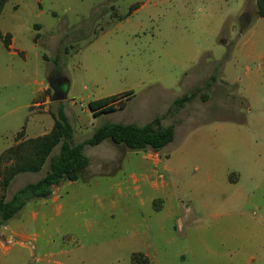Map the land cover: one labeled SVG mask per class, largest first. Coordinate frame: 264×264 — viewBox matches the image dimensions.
<instances>
[{
    "label": "rangeland",
    "instance_id": "rangeland-1",
    "mask_svg": "<svg viewBox=\"0 0 264 264\" xmlns=\"http://www.w3.org/2000/svg\"><path fill=\"white\" fill-rule=\"evenodd\" d=\"M254 8L252 0L4 2L0 154L49 132L61 105L73 143L104 122L158 115L174 137L160 149L110 138L84 145L89 163L77 179L29 199L0 226V264H133L135 254L140 264H264V17ZM54 73L62 100L46 81ZM186 92L195 96L168 110ZM110 95L114 110L93 117L88 102ZM48 168L49 158L16 174L0 196Z\"/></svg>",
    "mask_w": 264,
    "mask_h": 264
},
{
    "label": "trees",
    "instance_id": "trees-1",
    "mask_svg": "<svg viewBox=\"0 0 264 264\" xmlns=\"http://www.w3.org/2000/svg\"><path fill=\"white\" fill-rule=\"evenodd\" d=\"M5 1L0 0V13ZM256 8L257 16L264 17V0H256ZM8 36L7 34L3 41L5 46L8 44ZM206 85L208 86L209 83ZM130 93L131 91H127L124 96H129ZM194 96L195 92L182 94L173 100L168 110L182 106ZM114 98H116L115 95H110L92 99L88 102V107L93 115L110 112L114 110V107L109 103ZM51 116L53 124L49 132L22 139L0 154L2 188L7 187L11 179L20 172L38 171L49 158V168L43 176L35 182L26 183L8 200L0 196V226L12 218L29 199L46 198L63 179H77L78 171L89 163L88 157L83 153L84 145H96L105 138H110L113 142L122 143L131 149H160L174 137L173 124L162 125L163 115H158L141 125L133 122H104L95 127L89 137L73 143V129L63 106L61 105ZM56 145H59L58 152L52 153ZM138 262L139 254L133 255V264H140ZM144 262L147 264L145 260Z\"/></svg>",
    "mask_w": 264,
    "mask_h": 264
},
{
    "label": "water",
    "instance_id": "water-1",
    "mask_svg": "<svg viewBox=\"0 0 264 264\" xmlns=\"http://www.w3.org/2000/svg\"><path fill=\"white\" fill-rule=\"evenodd\" d=\"M62 79L61 75H57V76H53V75H49L47 77V83L48 86L52 89V99L53 100H62L63 99V93L61 90H59L56 86V82L57 80Z\"/></svg>",
    "mask_w": 264,
    "mask_h": 264
},
{
    "label": "crops",
    "instance_id": "crops-1",
    "mask_svg": "<svg viewBox=\"0 0 264 264\" xmlns=\"http://www.w3.org/2000/svg\"><path fill=\"white\" fill-rule=\"evenodd\" d=\"M252 2H253V8H254V5H255V8H254V10H255V14H256V0H252ZM257 15V14H256ZM101 98V97H100ZM94 99H97V98H94ZM91 113H92V111H90ZM104 113H106V112H100V113H98V114H96V115H93V113H92V115H93V117H97L98 115H101V114H104Z\"/></svg>",
    "mask_w": 264,
    "mask_h": 264
},
{
    "label": "flooded vegetation",
    "instance_id": "flooded-vegetation-1",
    "mask_svg": "<svg viewBox=\"0 0 264 264\" xmlns=\"http://www.w3.org/2000/svg\"><path fill=\"white\" fill-rule=\"evenodd\" d=\"M58 74H60V73H54V74H50V75L57 76Z\"/></svg>",
    "mask_w": 264,
    "mask_h": 264
}]
</instances>
